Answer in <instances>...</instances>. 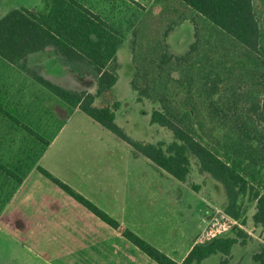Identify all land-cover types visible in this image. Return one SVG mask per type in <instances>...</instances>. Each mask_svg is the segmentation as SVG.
Returning a JSON list of instances; mask_svg holds the SVG:
<instances>
[{"label":"rangeland","instance_id":"rangeland-1","mask_svg":"<svg viewBox=\"0 0 264 264\" xmlns=\"http://www.w3.org/2000/svg\"><path fill=\"white\" fill-rule=\"evenodd\" d=\"M48 1L1 0L0 16L14 8L44 10ZM80 1L121 31L114 63L118 81L110 90L97 95L96 71L66 63L53 46L31 53L27 70L0 56V264H66L74 257L89 262L94 246L133 245L41 168L181 259L205 224L203 214L225 210L224 185L192 151L187 179H176L34 74L94 93L95 106L119 101L118 125L135 141L162 142L165 148L175 133L150 122L153 110L164 105L191 109L207 145L221 152L229 141V149L235 144L247 153L258 149L253 167L264 174V0H254L262 29L258 52L182 0ZM196 118L205 122L204 132ZM7 171L25 178L23 183L8 178ZM241 201L246 221L236 226L250 237L233 245L228 264H261L253 255L264 246L263 227L253 220V199L243 195ZM234 227L223 235H235ZM223 256L215 253L195 264H219Z\"/></svg>","mask_w":264,"mask_h":264},{"label":"trees","instance_id":"trees-1","mask_svg":"<svg viewBox=\"0 0 264 264\" xmlns=\"http://www.w3.org/2000/svg\"><path fill=\"white\" fill-rule=\"evenodd\" d=\"M182 1L247 49L253 52L260 50L262 29L255 13L254 0ZM122 41L120 30L80 0H50L44 10L14 8L3 17L0 16L1 57L19 69L27 70L26 61L31 53L41 52L53 46L66 63L86 64L96 71L99 81L97 95L110 90L118 81L114 63ZM34 77L71 107L79 108L87 113L180 181H185L190 173L189 152L192 151L198 156L202 168L224 185L228 199L225 212L245 222L241 197L248 195L256 201L253 220L256 225L264 227V174L253 167L258 161V158H255L260 155L258 149L247 153L237 144L233 149H229L231 143L229 141L222 144L224 152L219 149L215 150L202 140L193 120L192 110L170 105H164L162 110H153L150 122L172 129L175 133V140L167 148L162 142L135 141L116 122V109L120 105L119 101L112 105L95 106L96 95L90 91H75L39 74H34ZM200 112V109H197V115ZM5 114L14 118L11 113ZM197 124L204 132L205 122L199 118ZM24 128L36 138L40 137L36 130L25 125ZM236 155L239 159H234ZM246 159L250 163L243 166ZM41 170L98 219L121 232L122 237L128 239L158 264L201 263L219 252L224 255L219 264H228L233 245L239 241L245 244L249 238L245 230L235 226V235H221L197 242L183 261L178 263L139 234L123 226L121 222L74 190L69 184L47 170L43 168ZM7 175L10 179L16 178L18 182L23 180L22 176L14 172L7 171ZM253 259L264 264V246L261 251L253 255Z\"/></svg>","mask_w":264,"mask_h":264},{"label":"crops","instance_id":"crops-1","mask_svg":"<svg viewBox=\"0 0 264 264\" xmlns=\"http://www.w3.org/2000/svg\"><path fill=\"white\" fill-rule=\"evenodd\" d=\"M237 158L239 159V157L236 155L234 159H237ZM248 163H249V161H248V159H246V161L243 163V166H245ZM23 179H25V178H23ZM20 183L22 184L23 180ZM253 201H254L253 203L255 205L254 206L255 207L254 212H253V216H254V213L256 211V201L255 200H253ZM226 204H225V206H226ZM217 208H220V207H217ZM213 209H216V208H213ZM209 212H210V210H207L203 214L204 219H205V224L202 225V229L198 233V235L196 236L194 241L192 243H190L186 253L181 257V259H177L175 257H172L178 263H181L183 261V259L186 257V255L189 253V251L194 246V244H196L197 242H201L200 241L201 234L205 228L206 221L211 214ZM245 216L247 217V215H245ZM258 226H260V225H258ZM114 231H116V235H118V237H122L121 232H119L118 230H115L113 228V233H114ZM263 231H264V227H263ZM103 234H104V232H103ZM121 239H123V238H121ZM88 251L90 252V255H89L90 261L89 262L82 260L81 257H77V258L74 257L73 261H68V262L64 261V262L66 264H158L153 259H151L149 256H147L143 251H141L138 247H136L134 245L94 246V247L90 248V250H88ZM164 252L168 253L166 250ZM168 254L170 257L172 256L170 253H168Z\"/></svg>","mask_w":264,"mask_h":264},{"label":"built area","instance_id":"built-area-1","mask_svg":"<svg viewBox=\"0 0 264 264\" xmlns=\"http://www.w3.org/2000/svg\"><path fill=\"white\" fill-rule=\"evenodd\" d=\"M236 225L242 227V225L239 223V220L233 218L231 215L226 213L225 210L217 209L215 212L210 214L209 218L207 219L201 238L209 240L214 237L221 236L229 231L232 226Z\"/></svg>","mask_w":264,"mask_h":264}]
</instances>
